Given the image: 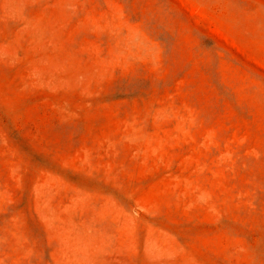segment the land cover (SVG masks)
Listing matches in <instances>:
<instances>
[{
  "label": "rangeland",
  "instance_id": "374dc122",
  "mask_svg": "<svg viewBox=\"0 0 264 264\" xmlns=\"http://www.w3.org/2000/svg\"><path fill=\"white\" fill-rule=\"evenodd\" d=\"M0 264H264V0H0Z\"/></svg>",
  "mask_w": 264,
  "mask_h": 264
}]
</instances>
